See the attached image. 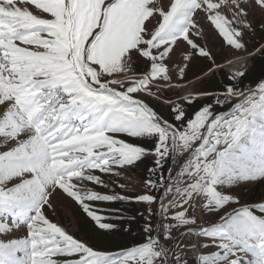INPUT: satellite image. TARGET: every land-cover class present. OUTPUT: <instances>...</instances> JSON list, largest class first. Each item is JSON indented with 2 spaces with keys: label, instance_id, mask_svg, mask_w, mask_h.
Returning <instances> with one entry per match:
<instances>
[{
  "label": "snow or ice",
  "instance_id": "obj_1",
  "mask_svg": "<svg viewBox=\"0 0 264 264\" xmlns=\"http://www.w3.org/2000/svg\"><path fill=\"white\" fill-rule=\"evenodd\" d=\"M256 56L264 0H0V264H189L184 236L215 249L196 264H264V78L241 86ZM148 156L145 193L89 187ZM94 202L145 203L144 239L112 252L49 216L76 206L102 239L131 231Z\"/></svg>",
  "mask_w": 264,
  "mask_h": 264
},
{
  "label": "rangeland",
  "instance_id": "obj_2",
  "mask_svg": "<svg viewBox=\"0 0 264 264\" xmlns=\"http://www.w3.org/2000/svg\"><path fill=\"white\" fill-rule=\"evenodd\" d=\"M31 10L34 12V14H39V11L36 10L34 7H31ZM201 23H205L203 18H201ZM205 27L208 29H211V25H208L205 23ZM209 35H212L211 32H209ZM260 37L257 35L255 37L256 41H259ZM213 41L215 44V48L213 49L216 51L217 49H220L223 53L227 54L228 50L226 48L222 47V38L213 36ZM173 59H178V57H174ZM252 65V60H250L248 67L250 68ZM230 66H227L225 68V72L229 71ZM148 70V65L139 63L137 65H134L133 67V74L136 75H142L144 72ZM233 70V69H231ZM234 71V70H233ZM224 73H217L216 77L214 78V83H218V80L221 79L224 80V77L222 76ZM175 75V73H173ZM189 78L192 77V73H188ZM225 84L220 82L217 85H223ZM190 87V85H189ZM255 87V86H252ZM247 89V88H246ZM167 96H173L174 93L171 91H168L165 93ZM146 100L147 97H144ZM206 98L201 99L200 102L204 103ZM158 111H160L165 118L171 119V116L169 114V111L167 107L162 106L160 103H158L155 99H151L149 101ZM191 108L188 109V112H190ZM192 111V110H191ZM191 116V115H190ZM127 140V142L134 143V144H142L147 148L152 147L150 142H144L139 140H134L132 138H125L121 137ZM7 150L3 145H0V151ZM154 158L153 156H148L143 163H140V166L137 168L136 166H131L126 171L122 169H116V171L121 172L120 177L116 176H109V175H103V178L105 181L109 184L110 188L105 187H99V186H92L89 185V187H94V190L99 191L101 193H108L112 194L118 193L122 195L127 196H136L139 194H143L146 192V188L144 185V179L148 175L147 169L153 165ZM99 174V173H97ZM118 184H124L126 187L124 189H121ZM259 185H254L252 188L249 187H240L236 186V191L243 193V200L248 201L253 199L252 193H254ZM111 189V191H110ZM99 208L103 209L109 216H111L112 220L114 222L120 223L119 220L116 219V214L109 212L110 209H121L123 211V215L127 218H131L133 216L136 217V221L131 226L130 232H124V231H118L115 235L109 238L102 239L99 237L95 232L92 231L89 224L84 221L79 213V210L76 206H72V214L66 215L62 209H58L57 213L53 215L52 213H49L50 218L54 222H58L61 226L65 227V229L69 232V234H72L74 237L87 241V242H95L99 247L103 248L104 250L117 252L121 249L122 246H126L129 244L134 243L135 241H142L144 239V233L142 231V225H143V219L139 215V213L144 212L146 213V204L140 203V202H116V203H103V202H94ZM239 207V205H236ZM153 210H155L156 205H152ZM228 210L230 211L231 208L229 207ZM222 214V213H221ZM156 218H153V223L155 224ZM201 225L203 226H210L208 223V218L205 217L203 220L198 221V224L194 227L199 228ZM125 226H127L125 224ZM26 234V229L21 227L15 235L17 236H23ZM183 243L188 245V248L186 249L184 255L185 258L189 261V264H196V256L201 252H212L215 251L213 248H197L194 249L192 245H199L204 243H210L206 238L204 237H197V236H184L182 238Z\"/></svg>",
  "mask_w": 264,
  "mask_h": 264
},
{
  "label": "trees",
  "instance_id": "obj_3",
  "mask_svg": "<svg viewBox=\"0 0 264 264\" xmlns=\"http://www.w3.org/2000/svg\"><path fill=\"white\" fill-rule=\"evenodd\" d=\"M224 77V80H218L219 84L220 82L223 83H227L225 75H222ZM264 78V57L261 56H256L255 58L252 59V65L249 68L248 67V73L246 75V78L242 81L241 86L243 88H249L252 86H255L256 83L261 79ZM222 86V85H221ZM206 101L204 103L208 102V99H205ZM200 104H203L202 102H199ZM191 110L193 111V109L191 108ZM190 110L189 112V116L191 115L192 111ZM218 110H226V109H218ZM139 144V143H138ZM142 145V144H139ZM144 146V145H143Z\"/></svg>",
  "mask_w": 264,
  "mask_h": 264
},
{
  "label": "bare ground",
  "instance_id": "obj_4",
  "mask_svg": "<svg viewBox=\"0 0 264 264\" xmlns=\"http://www.w3.org/2000/svg\"><path fill=\"white\" fill-rule=\"evenodd\" d=\"M239 66L238 65H231L230 69L236 70Z\"/></svg>",
  "mask_w": 264,
  "mask_h": 264
}]
</instances>
